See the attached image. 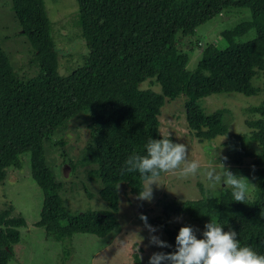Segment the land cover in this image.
<instances>
[{
    "label": "trees",
    "instance_id": "16d2710c",
    "mask_svg": "<svg viewBox=\"0 0 264 264\" xmlns=\"http://www.w3.org/2000/svg\"><path fill=\"white\" fill-rule=\"evenodd\" d=\"M76 1L88 51L75 59L67 53L62 73L43 0H10L21 33L32 46L35 68L31 76L21 74L0 47V184L8 170L26 166L42 193L33 224L46 236L57 240L76 233L106 236L117 223L118 184L125 183L136 195L142 187L139 174L121 175L125 160L134 152L144 154L150 139L176 142L160 132L159 116L165 100L181 97L190 135L199 141L226 137L230 162L251 182L248 196L244 203L235 202L230 187L212 191L198 182L199 198L164 199L160 213L147 217L148 223L161 229L172 245L165 252L175 251L182 227L170 226V218L185 214L200 227L197 238L215 219L225 231H236L241 245L264 254V0ZM219 16L223 21L233 16L237 20L232 25L231 20L226 22L220 31L223 44L189 68L190 51L200 47V26ZM144 81L160 90L142 88ZM231 92L262 94L258 104L245 108L248 132H229L227 108L206 113L201 106L206 96ZM71 121L84 122L88 136L78 157H64L61 164H69L72 171L83 168L99 184L97 192L107 209L71 213L65 205L64 184L55 173L61 164L48 158L47 148L65 144L62 134L57 138L55 134ZM248 157L252 167L245 169ZM14 210L12 203L0 209V264L13 257L19 228L26 225ZM141 214L146 216L140 212L139 218ZM133 264H143L137 253Z\"/></svg>",
    "mask_w": 264,
    "mask_h": 264
},
{
    "label": "rangeland",
    "instance_id": "374dc122",
    "mask_svg": "<svg viewBox=\"0 0 264 264\" xmlns=\"http://www.w3.org/2000/svg\"><path fill=\"white\" fill-rule=\"evenodd\" d=\"M43 3L47 17L51 21L52 34L60 58V72L63 73L69 58L67 53H71L72 58L75 59V56L82 57L88 51L78 26L77 1L43 0ZM10 6V0H0V47L7 52L11 64L21 74L26 73L27 76H31L35 68L31 65L32 46L28 37L21 33L22 29ZM230 20L232 25L237 17L233 16ZM229 21H223L219 16L200 26L198 30L199 38H201L200 47L190 51L189 68L193 69L200 58L215 52V45L223 44L220 31L226 27V22ZM203 43L204 45L210 44V46H203ZM257 83L260 84V81ZM141 87L160 90L158 85L150 84L147 81L141 83ZM261 99L262 94L246 96L231 92L212 94L202 98L200 102L206 113L213 112L218 108H227L230 111L229 132L237 133L249 131L244 123V120L249 117L245 108L258 104ZM185 113L184 100L181 97L165 100L159 116V130L162 134L172 135L177 143L187 145L188 159L195 160L200 164L198 173L189 177H182L179 171L162 174L158 182L159 187L153 185L151 202L137 199L138 195L130 193L125 183H119L117 223L114 230L103 237L89 233H76L72 237L57 240L46 236L42 227L33 224L38 218L42 202L40 188L28 174L26 166H23L20 171L8 170L6 179L0 184V209L12 203L15 205L14 214L16 215L18 212L22 214L26 225L19 228L20 239L14 244V255L7 264H133L134 253L139 254L143 264H148L149 257L153 252H165L170 249L148 247L149 231L138 217V213L144 212L147 217H153L160 213L161 201L164 199L199 198L201 194L198 182L212 191L221 189L223 183L213 184L207 180L205 175L209 168H215L218 174H222L223 169L219 163H224L233 173L243 177L246 173L230 162L232 151L229 150L228 144L223 143L226 140L225 136L220 135L211 140L199 141L190 135ZM61 134L65 144H51L47 148L48 158L56 159L60 164L64 157L68 156L74 160L78 157L87 140L88 130L84 126V122L71 121L66 128L55 134V138ZM251 147L255 150L258 149L253 143ZM63 152L66 155H62ZM224 157L227 158L226 161ZM242 166L245 169H250L252 167L251 158H245ZM55 170L57 179L63 181L62 196L69 212L108 208V204L100 198L97 192L99 184L89 179L83 168L79 167L78 170L72 171L69 164L66 163L61 164ZM248 181V188H250L249 183L251 184V182L249 179ZM176 217H182V220L176 222ZM169 225L199 227L191 222V219L185 214L171 217ZM157 229L158 231L154 234L170 244L164 232Z\"/></svg>",
    "mask_w": 264,
    "mask_h": 264
},
{
    "label": "clouds",
    "instance_id": "9594fccd",
    "mask_svg": "<svg viewBox=\"0 0 264 264\" xmlns=\"http://www.w3.org/2000/svg\"><path fill=\"white\" fill-rule=\"evenodd\" d=\"M224 160L227 158L224 157ZM219 164L223 169L222 174H218L215 168H209L205 172L207 180L230 187L234 201L244 203L248 196V179L233 173L224 163ZM199 169L197 161L188 159L186 144L161 137L150 139L144 154L134 152L129 155L121 169V175L139 174L142 187L137 199L151 202L153 185L159 187L162 174L179 171L182 177H189L195 176ZM140 219L149 231L148 247H172L154 234L158 229L148 224L147 216L141 214ZM175 220L180 222L182 217H176ZM224 228L217 220L210 219L204 225L202 238H197L196 233L200 231L198 228L182 226L175 238V251L153 252L148 264H264V254L258 253L251 246L241 245L237 232L231 228L225 231Z\"/></svg>",
    "mask_w": 264,
    "mask_h": 264
}]
</instances>
